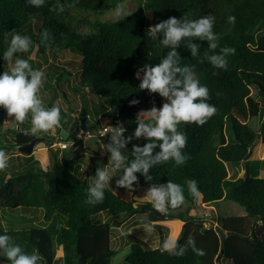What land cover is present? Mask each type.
I'll list each match as a JSON object with an SVG mask.
<instances>
[{
  "label": "trees",
  "instance_id": "16d2710c",
  "mask_svg": "<svg viewBox=\"0 0 264 264\" xmlns=\"http://www.w3.org/2000/svg\"><path fill=\"white\" fill-rule=\"evenodd\" d=\"M124 1L45 0L44 5L37 8L26 0H0V73L7 68L4 53L9 47L11 33L28 36L32 41L29 50L35 48V56L31 58L27 52H18L13 60L26 59L33 69L44 72L57 64L51 78L55 76L58 90L50 95L42 92L46 87L45 76L49 77L46 73L39 92L42 101H48L47 108L53 105L74 107L55 101L61 96L70 102L69 85L76 77L86 94L90 93L86 98L96 102L101 114H112L117 122L111 120L110 124L122 125L123 135L127 137L136 127V114L151 108L148 93L138 87L137 70L144 64L159 63L170 51L146 35L149 26L169 17L183 20L212 15L219 45L235 49V54L227 58V70L215 68L207 61L201 63L204 52L208 51L206 41L193 40L200 44L199 57H192L183 42L177 51L181 64L193 67L200 83L207 86L211 97L207 102L216 107V114L202 126H178L187 137L183 152L190 159L185 164L177 166L174 161H168L154 166L150 169L151 181L136 173L138 183H134L133 191L118 187L120 192H116V184L107 185L103 202L89 205L85 202L86 189L92 184L96 169L104 168L110 153L99 155L98 150L85 147L81 139L73 151L78 152L77 149L84 146L98 154L92 165V176L82 175L84 154H77L74 160L65 151L67 148L52 146V143L72 137L77 127L87 129L85 109L81 107L77 125L69 121L73 109L69 111L71 117H67L60 108L61 124L54 134L25 135V130L30 128V116L23 124L3 128L5 114L0 107V129L12 133L11 136L6 134L7 143L0 148L6 152L19 150L20 146L34 143L41 135L49 150L48 167L43 168L32 153H21L17 157L20 161L13 164L16 168L9 176H1L0 195L6 196L4 203L9 208L42 210L30 216H18L19 224L26 223L22 227L10 222L9 228L3 229L0 222V235H9L10 243L19 244L26 253L38 254L46 264H112L117 253L111 245L112 231L121 222L116 217H130L143 211L144 204L134 199L139 186L171 180L183 187L185 201L193 205L209 207L213 202L228 199L240 204L245 213L223 216L219 220L210 213L216 223L205 226L204 215L190 214V209L183 210L182 205L169 208L165 214L149 209L150 223L174 218L182 220L179 243L187 246L188 238H194L196 248L202 249L205 255H197L188 247L183 256H172L162 250L163 240L160 246L151 248L127 232L131 243L123 256L124 261L131 264H222L221 259L227 258L233 264H264V234L257 229L258 225L264 227V175L259 174L264 159H250L256 166L252 172L245 169L243 175L236 177L228 174V164L242 162L247 167L250 160L244 161L243 157L264 130L262 119L259 129L247 123L252 116L264 115V0H137L132 10L114 18H104L121 8ZM59 5L63 6V11L59 10ZM54 7L56 11H50ZM230 16L235 17L234 23L229 22ZM44 29L51 35L47 46L40 40ZM62 50H69L75 57L50 60L51 55L57 57ZM62 79L68 83L66 86L60 85ZM134 99L139 103L130 104ZM163 101L166 102L164 98ZM80 118L83 123L79 122ZM106 126V123L100 124L96 131L92 130L93 134ZM62 128L67 130L66 138L59 133ZM99 138L106 144L109 142V134ZM146 142L143 138H134L127 144L129 149L124 155L132 160L133 145L143 146ZM192 180L198 185L200 195L197 198L188 192V183ZM15 185L20 187L12 192ZM145 205L151 206L148 202ZM103 211L115 217L113 221L93 223L92 216ZM59 248L63 253L57 257ZM0 260L8 261L2 255Z\"/></svg>",
  "mask_w": 264,
  "mask_h": 264
},
{
  "label": "clouds",
  "instance_id": "9594fccd",
  "mask_svg": "<svg viewBox=\"0 0 264 264\" xmlns=\"http://www.w3.org/2000/svg\"><path fill=\"white\" fill-rule=\"evenodd\" d=\"M26 3L39 8L44 5L45 0H26ZM58 7L60 11L64 10L62 5ZM50 11H56V8H50ZM214 21L212 15L183 20L169 17L149 26L146 35L170 51L159 63L144 64L137 70L136 77L140 81L138 87L150 94H159L166 102L159 108L152 106L148 110L139 111L135 118L136 127L130 136L125 137L123 135L125 128L118 124L106 130L105 134H109L107 144H103L95 134L89 137L93 140L100 139L98 140L101 142L100 148L110 155L108 167H98L92 184L86 189L87 204L103 202L105 188L117 171L122 172L115 181L117 187L133 191L134 183H138L136 173L142 174L146 181H151L153 177L150 175V169L154 166L168 161H174L175 165L179 166L190 159L189 155L183 152L187 137L178 130V126L181 124L202 126L216 114L217 109L207 102L211 98L209 90L200 83L194 68L181 64L177 48L183 42L192 57H199L200 44L194 43L193 40L206 41L208 51L204 52L201 63L207 61L215 68L227 70V58L235 54V49L219 45V36L213 31ZM229 22L234 23L235 17L230 16ZM40 40L45 46L48 45L51 35L47 29L40 33ZM31 43L28 36L13 31L9 47L4 53V60L9 62V68L0 73V107L6 110L7 116L17 125L29 120L30 116V128L25 130V135L49 132L61 124L59 106L45 107L38 95L44 83V73L33 69L26 59L16 58L13 62L14 55L18 52H27ZM137 103L139 101L135 99L130 101L133 105ZM134 138H143L147 142L143 146L133 145L134 158L129 161L122 150ZM8 161L6 150L0 148V171L8 167ZM188 192L193 198L200 195L195 180L189 181ZM145 197L152 208L160 214L167 213L169 208H179L185 202L183 187L171 180L159 185L151 184ZM152 230L151 225L147 226V231ZM179 240V235L164 239L162 250L172 256H183L188 247H191L197 255H205L202 249L196 248L194 238H188L187 246L180 244ZM10 241L9 235H0V255L10 261V264H38L40 260L38 254L26 253L19 244Z\"/></svg>",
  "mask_w": 264,
  "mask_h": 264
},
{
  "label": "rangeland",
  "instance_id": "374dc122",
  "mask_svg": "<svg viewBox=\"0 0 264 264\" xmlns=\"http://www.w3.org/2000/svg\"><path fill=\"white\" fill-rule=\"evenodd\" d=\"M137 0H125L123 3V6L119 9H117L115 12H109L106 16H104V18H114L117 16L122 15L123 13L132 10V8L136 5ZM27 54H29V56L32 58L35 55V48L32 49V51L28 50ZM73 56L75 57L74 53L70 52L69 50H62L60 51V53H58L57 57H53L51 55L50 60H55V58H59V59H68V58H73ZM14 62V60H13ZM44 65V64H43ZM42 65V66H43ZM57 65L56 63L52 64V67L50 69H47L45 72L42 70V72L46 75V73H48L49 77L45 76L47 78L45 84L46 87L45 89L42 91L45 94H52L53 92H55L56 90H58L57 88H55L56 83L55 82V76L53 78H51V74L53 73L54 70V66ZM7 68H4L5 71L8 70L9 68V62L7 63ZM65 79H62L60 81V85L66 86L68 83H64ZM43 88V87H41ZM69 90L72 94V97L69 98L70 102L68 100H66L65 98L59 96V98L55 101L56 104H60L61 105V101L65 102V105L68 107H72L74 105L73 108H64L61 105V110L63 116H67V117H71L70 116V112L71 109H73V116L72 119H70V124L71 125H77L78 122L77 121V117L80 114V109L81 107H83L85 109V113H87L88 117H87V121L88 123L86 124L87 129L90 130L91 133H93L92 130L96 131L97 127L100 124H104L106 123L107 126H112L110 124V121L114 118L112 114L107 113L106 115L101 114L100 110L98 111V105L96 104L95 101L92 100V98H86L89 96V91L88 94H86V90L84 88H82V86L79 84L78 78L73 77L70 81V85H69ZM147 93L148 91L145 90ZM39 95V93H38ZM148 98L151 100V104L150 106H155L157 108H159L162 103H164L163 98L159 96V94L156 93H148ZM47 100H43L44 106L47 107ZM54 104V103H53ZM4 114H5V120H4V125L3 128H9V127H13L15 126L16 122L7 116L6 110L4 109ZM86 115V114H85ZM264 121V115L263 116H252L247 120V123L252 126L255 127L257 129H259L260 126V122ZM81 118L79 120V122H81ZM70 125V126H71ZM49 134H54L55 133V129L47 132ZM60 135L64 138L67 137V130L65 128H62L60 130ZM6 134L8 136H11L12 133H7V131L5 129H0V146H4V143L6 142L5 136ZM95 134V133H94ZM105 136V135H104ZM52 137H50L49 139H51ZM5 139V140H4ZM11 139V137H10ZM74 139V135L70 138L63 139L60 141H68L71 142V140ZM95 139V138H94ZM44 138L40 135L38 137L37 140L34 141L33 145L31 146L30 150L28 152H22L20 150H9L7 152L8 156H9V161H8V167L13 166V164H17L20 160L19 156H21L23 154H28V153H32L35 158L38 159L40 165L43 168L48 167V163H49V150L46 147V142L43 141ZM100 140V139H98ZM139 140V139H138ZM9 141V140H8ZM103 144H106L105 142H103ZM60 148V147H59ZM128 145H126V148L123 149V154H125V151L127 152L128 150ZM74 150V146L68 147L65 151H67L69 153V155L75 160V156L79 153L84 154L83 156V161H85L84 163H82L81 166V173L82 175H91L92 176V165L95 162V158L97 157V153H94L92 150L90 151V149H85L84 146L79 147L77 149L78 152L73 151ZM99 155H104L106 153V151H103L102 149L98 150ZM250 159H264V130L262 132V134L260 135V138L256 141V144L253 147V152L252 155L250 156ZM249 159V160H250ZM248 161L247 167L245 166V163H239V164H228V174H230V177H236V176H241L244 173L245 169H248L249 172H252L253 170H255L256 166L254 164L253 161ZM6 168L3 171H0V177L1 176H5L11 173V171L13 169H15L16 167L13 166V168ZM108 167V163L106 162L104 168ZM259 174L260 176L264 175V165L261 166V168L259 169ZM119 173L118 171L115 173V175L113 177H111L110 182L108 185H112V184H116L115 181L119 178ZM2 177L0 178L1 181ZM151 185H144V186H139L137 188V192L134 195V199L140 203V204H144L141 206V209L143 210L140 213H137L133 216L130 217H125V216H118L116 217V220H120V225L116 226L113 228L112 231V241H111V245L112 247L117 251L116 255L112 258V264H131L127 261L123 260V256L127 253L129 247H130V243H131V239L129 240L127 238V232H129L130 234L135 235L137 238H139L140 240L144 241L147 245H149L151 248L154 247H158L161 245V241L171 237V236H176L178 235L181 226L183 224V221L177 218L174 219H166L165 221L161 222V223H150L149 219H148V208H152L151 206H147L145 205V203L147 202L145 194L147 189L150 187ZM19 185H15V187L13 188L12 192H15L17 189H19ZM114 190L117 192H120V190L118 189L117 185L114 186ZM6 199V196H2L0 195V222H1V226L3 229H8L9 228V223L11 222L12 224L14 223H18L16 221V218L18 216L21 215H25L27 214V216H30L29 214H33L36 213L42 209H35L36 211H33V209H24L22 207H18V208H9V205H6L4 203ZM200 202V200H199ZM185 208L190 209L189 213L196 215V216H202L204 215L205 217L203 218V223L205 226H209L211 224H215L216 220H219L220 218H222L223 216H227V215H232V214H244L245 213V209L238 204L235 201L232 200H228V199H222L216 202H213L211 206H207L204 204H196L193 205L190 201H185L182 204V209L184 210ZM31 211V212H30ZM146 211V212H144ZM5 212V213H4ZM37 213V214H38ZM210 213H212V216L215 218H211L210 217ZM40 215L42 216V213H40ZM115 217H112L110 214H108L107 212H101V213H97L95 215L92 216V222L93 223H99V222H104V221H109L112 222L113 219ZM19 219H23V218H19ZM16 221V222H15ZM21 221V220H20ZM38 222H36L35 224H37ZM18 226L22 227L25 226L26 223H22V224H17ZM151 225L152 226V231H147V226ZM260 225L257 226V229L260 228L262 231V234H264V227H262ZM62 249L59 248L56 251V256L59 257L62 255ZM221 263L222 264H233L232 260L227 259V258H222L221 259ZM0 264H10V261H1L0 260ZM38 264H46V262L43 260V258H40V260L38 261ZM57 264V263H55Z\"/></svg>",
  "mask_w": 264,
  "mask_h": 264
},
{
  "label": "built area",
  "instance_id": "2783aa9c",
  "mask_svg": "<svg viewBox=\"0 0 264 264\" xmlns=\"http://www.w3.org/2000/svg\"><path fill=\"white\" fill-rule=\"evenodd\" d=\"M113 122H117V119H113ZM112 126H106L103 129H100L98 133H95L96 137H102L105 135L106 130L109 129ZM94 134L90 132V130L86 128H77V130L74 133V139L71 140V142L68 141H58L57 143H52L53 147H60V148H68L71 146H74V148L79 146V141L81 139L88 138L90 136H93Z\"/></svg>",
  "mask_w": 264,
  "mask_h": 264
},
{
  "label": "water",
  "instance_id": "95a60500",
  "mask_svg": "<svg viewBox=\"0 0 264 264\" xmlns=\"http://www.w3.org/2000/svg\"><path fill=\"white\" fill-rule=\"evenodd\" d=\"M81 122L83 123V120H81ZM100 144L101 142L98 141V140H93L91 138H85L84 139V145L85 147H88V148H92V149H95V150H100ZM33 145V142L32 143H28V144H24L22 146L19 147V150L22 151V152H28L31 148V146ZM252 152H253V147H250L247 151V153L245 154V156L243 157V160L246 161L248 159H250V156L252 155ZM151 210V208H148ZM224 240V238H222V241ZM221 255V251L218 253V255L216 256V258L218 259Z\"/></svg>",
  "mask_w": 264,
  "mask_h": 264
},
{
  "label": "crops",
  "instance_id": "0c3cea01",
  "mask_svg": "<svg viewBox=\"0 0 264 264\" xmlns=\"http://www.w3.org/2000/svg\"><path fill=\"white\" fill-rule=\"evenodd\" d=\"M47 147V146H46Z\"/></svg>",
  "mask_w": 264,
  "mask_h": 264
}]
</instances>
